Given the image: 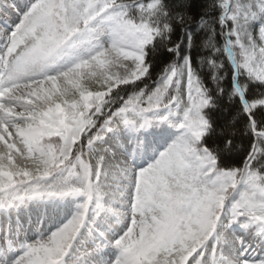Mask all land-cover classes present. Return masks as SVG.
Returning <instances> with one entry per match:
<instances>
[{
  "label": "snow or ice",
  "instance_id": "snow-or-ice-1",
  "mask_svg": "<svg viewBox=\"0 0 264 264\" xmlns=\"http://www.w3.org/2000/svg\"><path fill=\"white\" fill-rule=\"evenodd\" d=\"M0 264H264V0H0Z\"/></svg>",
  "mask_w": 264,
  "mask_h": 264
}]
</instances>
